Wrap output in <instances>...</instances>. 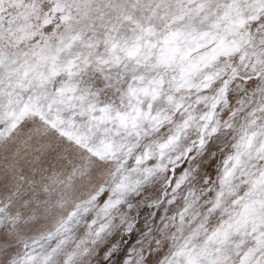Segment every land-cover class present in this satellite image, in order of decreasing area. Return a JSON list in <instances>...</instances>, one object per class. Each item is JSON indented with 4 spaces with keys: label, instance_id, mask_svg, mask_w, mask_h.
I'll return each mask as SVG.
<instances>
[{
    "label": "snow or ice",
    "instance_id": "6c2138e0",
    "mask_svg": "<svg viewBox=\"0 0 264 264\" xmlns=\"http://www.w3.org/2000/svg\"><path fill=\"white\" fill-rule=\"evenodd\" d=\"M10 145L91 179L0 205V264H264V0H0Z\"/></svg>",
    "mask_w": 264,
    "mask_h": 264
},
{
    "label": "rangeland",
    "instance_id": "374dc122",
    "mask_svg": "<svg viewBox=\"0 0 264 264\" xmlns=\"http://www.w3.org/2000/svg\"><path fill=\"white\" fill-rule=\"evenodd\" d=\"M16 147V145H10L7 151L0 148V205L7 206L9 216L18 215L20 226L26 228L25 221L33 222L29 219L30 217L46 218L42 209L36 211L38 201L49 199V194L39 188L38 182L41 180V174L45 179L55 177L58 181H63L55 186L56 194L59 196L66 192L68 200L77 198L82 184L87 183L91 175L83 178H77L74 175L76 169L83 165L78 154L62 151L58 156H41L36 159V154L25 148H20L17 155ZM9 165L13 166L9 167ZM146 207V204L140 206L141 209ZM137 219H139L138 212ZM0 222L6 223L7 219L0 216ZM139 238L140 232L137 229L132 234H122L119 242L126 250L135 247Z\"/></svg>",
    "mask_w": 264,
    "mask_h": 264
}]
</instances>
